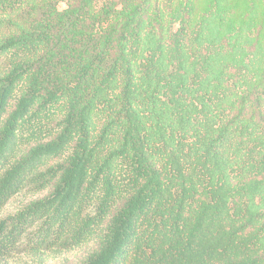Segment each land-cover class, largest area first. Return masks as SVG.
<instances>
[{"label":"trees","instance_id":"trees-1","mask_svg":"<svg viewBox=\"0 0 264 264\" xmlns=\"http://www.w3.org/2000/svg\"><path fill=\"white\" fill-rule=\"evenodd\" d=\"M0 0V259L264 264V0Z\"/></svg>","mask_w":264,"mask_h":264},{"label":"rangeland","instance_id":"rangeland-1","mask_svg":"<svg viewBox=\"0 0 264 264\" xmlns=\"http://www.w3.org/2000/svg\"><path fill=\"white\" fill-rule=\"evenodd\" d=\"M65 7L66 0H61L59 2V9L63 10ZM28 199H30L29 195L24 193L11 198L0 212V219L4 218L8 214L15 213L27 202ZM80 256L81 255L78 252L65 253L58 256L45 255L43 256L42 261L44 264H66L71 261H77ZM37 262L38 261L35 257L24 253H15L9 258L0 259V264H38Z\"/></svg>","mask_w":264,"mask_h":264}]
</instances>
